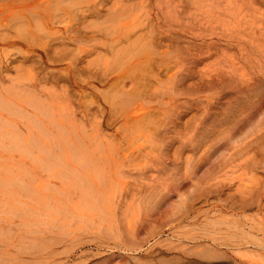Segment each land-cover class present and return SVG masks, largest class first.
I'll return each instance as SVG.
<instances>
[{
	"label": "rangeland",
	"instance_id": "obj_1",
	"mask_svg": "<svg viewBox=\"0 0 264 264\" xmlns=\"http://www.w3.org/2000/svg\"><path fill=\"white\" fill-rule=\"evenodd\" d=\"M133 4L0 11V264H264V0Z\"/></svg>",
	"mask_w": 264,
	"mask_h": 264
},
{
	"label": "bare ground",
	"instance_id": "obj_2",
	"mask_svg": "<svg viewBox=\"0 0 264 264\" xmlns=\"http://www.w3.org/2000/svg\"><path fill=\"white\" fill-rule=\"evenodd\" d=\"M133 1H135V0H0V11H4L5 10L6 12H9V14H16L17 13L20 16H25V15H27V16L33 15V16H37V17L40 16V18L42 19L41 23H43V25L45 24L44 25L45 27H47L49 24H52V27H55V25H57L60 22V20H61V18L63 16L75 15V16L80 17L81 19H85V18H88V17H95V16L96 17H102V16L103 17H107V16H109L111 18H115V17L120 18V16H126V15L132 14L134 12L135 13H138L141 10V6H135L133 4ZM114 28L110 32H107L106 34L105 33H102L105 36L106 35L109 36V38L106 36L108 39H104L102 37V34H100L101 37L105 41L102 40V39L100 40L98 38L99 35H97L95 33H93L92 36H88V38L91 39V37H93L92 38L93 41L94 40L95 41L98 40L97 43H100L101 46H103V49H105V50H110L109 47H107L108 43L110 42L109 44L111 45V48L113 49V48H115V47H113V45H115L118 41H122V38H120L121 36L118 39H114L113 38V35L114 34H117L120 31V28L119 27L117 29H115V30H114ZM67 31H70V30H67ZM72 31H73L72 34H73V36L76 39L78 37L77 31L75 33L74 28L72 29ZM56 32H58V31H56ZM60 32H58L59 35H61L62 38H65L64 39V42L67 43L68 40H66V39L67 38L68 39L71 38L70 35H68V34H71V33L66 34L68 36L67 37L65 35L62 36L64 33L61 34ZM59 35H58V37H60ZM87 35H91V34H88L87 33ZM54 37H52V38H54ZM56 38H54V39H56ZM85 38H87V37H85ZM110 38H112V39H110ZM9 40H11L10 42L12 44H19V43H21L20 39L18 40V39L11 38L7 34H0V41L1 42H8ZM22 40H24V42L26 41L30 46L31 45L35 46V44H36L35 43L36 41L34 42V39L32 37H31V39H22ZM30 40H33V42L30 41ZM55 41H57V40H55ZM64 42H63V45L66 44ZM52 44L54 45V43H52ZM86 44H87V42H86ZM95 45L96 46H93L92 45L94 49L97 48V44H95ZM45 46H47V45H45ZM45 46H44V49H45ZM86 46H88V48H89V45L88 44ZM92 46L90 45V47H92ZM81 48H83V47H81ZM93 48H92V50H93ZM65 50H67V48H65ZM48 51L49 50H47V52ZM83 51H84V53H87L86 56L80 57V55L79 56L76 55L77 53L76 54H73L72 53L73 55L72 56L70 55L71 57L69 59L73 63H75L76 65H78V63L80 61H84L85 58H87V56L89 57V55L92 54V51H90L89 49L86 50V48H84ZM83 51H82V53H83ZM49 52H51V51H49ZM67 52L68 51H65V52L62 51V54L61 55H65ZM32 54H34V53H32ZM68 54H69V52H68ZM37 55H39V54H37ZM81 55L83 56V54H81ZM47 56H48V54H47ZM49 57H50V55H49ZM57 57L60 58L61 56L59 57V55H58ZM58 58H57V60H58ZM62 58L64 59V56ZM62 58H60V59L62 60ZM47 59H48V57H47ZM84 63H85V61H84ZM47 76L49 77V75H47ZM85 186H84V189L85 190H83V192H85V193H83V195H87L88 196L89 193H90L89 190L92 189L93 187H91L89 190H87V188H85ZM90 197H91V194H90ZM93 199L91 198V200H90L92 202V204H93V201H92ZM94 201H95V199H94ZM93 205H95V204H93ZM62 224H63V227H64V225L66 227L69 224V226L67 228H70V226H71L70 223H66V224L60 223V225H62ZM58 225H59V223L56 225L57 228L59 229ZM60 227H62V226H60ZM52 228H54V227H52Z\"/></svg>",
	"mask_w": 264,
	"mask_h": 264
}]
</instances>
